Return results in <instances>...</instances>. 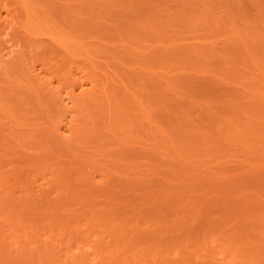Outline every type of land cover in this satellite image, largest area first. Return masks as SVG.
Listing matches in <instances>:
<instances>
[{
	"label": "rangeland",
	"instance_id": "1",
	"mask_svg": "<svg viewBox=\"0 0 264 264\" xmlns=\"http://www.w3.org/2000/svg\"><path fill=\"white\" fill-rule=\"evenodd\" d=\"M0 264H264V0H0Z\"/></svg>",
	"mask_w": 264,
	"mask_h": 264
}]
</instances>
